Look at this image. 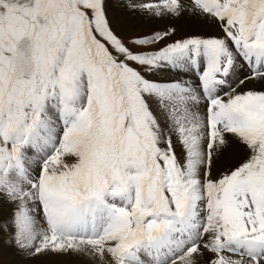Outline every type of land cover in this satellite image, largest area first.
<instances>
[{"label": "snow or ice", "instance_id": "snow-or-ice-1", "mask_svg": "<svg viewBox=\"0 0 264 264\" xmlns=\"http://www.w3.org/2000/svg\"><path fill=\"white\" fill-rule=\"evenodd\" d=\"M114 6L204 31L125 34ZM13 256L264 264V0H0Z\"/></svg>", "mask_w": 264, "mask_h": 264}, {"label": "bare ground", "instance_id": "bare-ground-1", "mask_svg": "<svg viewBox=\"0 0 264 264\" xmlns=\"http://www.w3.org/2000/svg\"><path fill=\"white\" fill-rule=\"evenodd\" d=\"M123 2H125V0H112L113 5ZM109 17L118 32L129 35H146L147 32L154 28H156L155 31H157L170 26H174L176 30L182 34H189L192 31H204L202 25H193L187 18L178 21L157 20L143 13L129 15L123 8L115 6L109 9ZM211 31L212 34H215L216 30L212 29ZM11 258L20 261V264H51V261L46 258H39L32 261L23 260L18 256H13ZM71 262L72 258H67V264H71ZM75 264H87V260L86 258H79L75 261Z\"/></svg>", "mask_w": 264, "mask_h": 264}, {"label": "rangeland", "instance_id": "rangeland-1", "mask_svg": "<svg viewBox=\"0 0 264 264\" xmlns=\"http://www.w3.org/2000/svg\"><path fill=\"white\" fill-rule=\"evenodd\" d=\"M109 19H110V17H109ZM113 25V24H112ZM113 28L115 29V27L113 26ZM156 30V28H154V29H152L151 31H149V32H147L146 34H150V32H152V31H155ZM177 38L179 37V36H181V35H186V34H182L181 32H179V31H177Z\"/></svg>", "mask_w": 264, "mask_h": 264}]
</instances>
